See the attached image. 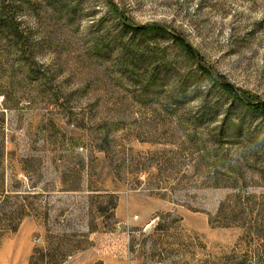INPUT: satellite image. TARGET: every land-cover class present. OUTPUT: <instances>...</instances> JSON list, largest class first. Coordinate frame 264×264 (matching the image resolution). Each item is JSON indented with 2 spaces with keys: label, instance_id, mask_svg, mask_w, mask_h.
<instances>
[{
  "label": "rangeland",
  "instance_id": "374dc122",
  "mask_svg": "<svg viewBox=\"0 0 264 264\" xmlns=\"http://www.w3.org/2000/svg\"><path fill=\"white\" fill-rule=\"evenodd\" d=\"M245 101L264 104V0H0V264H264Z\"/></svg>",
  "mask_w": 264,
  "mask_h": 264
},
{
  "label": "crops",
  "instance_id": "0c3cea01",
  "mask_svg": "<svg viewBox=\"0 0 264 264\" xmlns=\"http://www.w3.org/2000/svg\"><path fill=\"white\" fill-rule=\"evenodd\" d=\"M68 264H140L137 258L126 257L115 254L91 253L74 256Z\"/></svg>",
  "mask_w": 264,
  "mask_h": 264
},
{
  "label": "trees",
  "instance_id": "16d2710c",
  "mask_svg": "<svg viewBox=\"0 0 264 264\" xmlns=\"http://www.w3.org/2000/svg\"><path fill=\"white\" fill-rule=\"evenodd\" d=\"M124 28L126 29H130L132 32H145L147 30H157V31H160V30H163L162 28H156V27H148V26H145V27H136V26H133V25H125L124 24ZM172 38L174 39L175 42H177L178 44H180V46L183 47V49L192 55V52L193 50L191 49L190 46L187 45V43L180 37V36H172ZM198 67L199 69L206 75V76H210V77H213V75H211L210 73H208V71L200 64L198 63ZM213 79H215V77H213ZM219 85L220 87L223 89V90H226V91H229L231 92L232 90V87L229 83H226L224 80L223 81H220L219 80ZM245 105L247 106H250L251 109H253L254 111H257L259 112L260 114L264 115V104L263 103H258V102H255V103H252V102H247L245 101Z\"/></svg>",
  "mask_w": 264,
  "mask_h": 264
},
{
  "label": "water",
  "instance_id": "95a60500",
  "mask_svg": "<svg viewBox=\"0 0 264 264\" xmlns=\"http://www.w3.org/2000/svg\"><path fill=\"white\" fill-rule=\"evenodd\" d=\"M145 26H149V27H156V28H162V29H166L164 26L162 25H156V24H145V25H136V27H145Z\"/></svg>",
  "mask_w": 264,
  "mask_h": 264
},
{
  "label": "built area",
  "instance_id": "2783aa9c",
  "mask_svg": "<svg viewBox=\"0 0 264 264\" xmlns=\"http://www.w3.org/2000/svg\"><path fill=\"white\" fill-rule=\"evenodd\" d=\"M147 227V226H146ZM126 228V230L128 231L129 229H128V227H125ZM136 232V231H135ZM135 232L133 231L132 233H134L135 234Z\"/></svg>",
  "mask_w": 264,
  "mask_h": 264
}]
</instances>
